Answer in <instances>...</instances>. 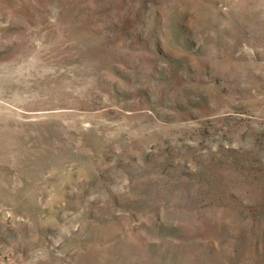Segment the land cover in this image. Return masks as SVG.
<instances>
[{
	"label": "rangeland",
	"instance_id": "rangeland-1",
	"mask_svg": "<svg viewBox=\"0 0 264 264\" xmlns=\"http://www.w3.org/2000/svg\"><path fill=\"white\" fill-rule=\"evenodd\" d=\"M0 264H264V0H0Z\"/></svg>",
	"mask_w": 264,
	"mask_h": 264
}]
</instances>
